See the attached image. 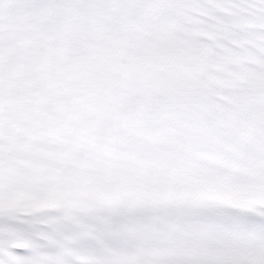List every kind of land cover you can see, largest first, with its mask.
Segmentation results:
<instances>
[{"label": "snow or ice", "instance_id": "snow-or-ice-1", "mask_svg": "<svg viewBox=\"0 0 264 264\" xmlns=\"http://www.w3.org/2000/svg\"><path fill=\"white\" fill-rule=\"evenodd\" d=\"M0 264H264V0H0Z\"/></svg>", "mask_w": 264, "mask_h": 264}]
</instances>
